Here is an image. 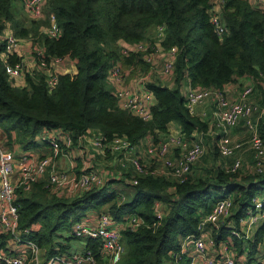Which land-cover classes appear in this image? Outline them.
<instances>
[{"label":"trees","instance_id":"trees-1","mask_svg":"<svg viewBox=\"0 0 264 264\" xmlns=\"http://www.w3.org/2000/svg\"><path fill=\"white\" fill-rule=\"evenodd\" d=\"M14 2L0 0V33L8 24L17 36L35 39L43 47L46 62L39 63L34 52L37 68L25 70V82L16 84L7 77L4 61L15 64L22 56L15 52H6L4 59L0 56V127L5 142L18 153L35 148L36 135L53 127L68 131L73 144L92 127L101 131L105 140L120 135L131 143L149 132L157 140L168 132L171 120L185 135L206 130L207 120L190 113L185 105V77L193 84L222 87L251 74L263 87L264 8L250 0H222L226 28L222 35L210 21L213 0H45L46 18L35 16L28 23L16 15ZM50 12L61 29L56 37L39 28L48 24ZM158 25H163L161 37L155 29ZM146 38L156 39L163 47L176 46L174 68L166 78L152 68L142 50L124 53L118 43ZM151 49L149 45L147 50ZM3 50L0 39V52ZM65 55L70 58L71 70L56 71L57 81L50 87L51 60ZM117 60L148 72L143 83L155 97L149 118L119 104L108 79ZM263 119L258 128L264 137ZM45 181L39 178L27 189H15L19 225L30 229L29 236L44 249L45 256L69 251L71 237L77 236L65 233L73 221L93 219L100 210L109 211L115 219L135 211L145 217L146 224L121 229L126 249L118 264H165L170 252L179 248L180 237L197 231L198 218L217 197L232 193L228 217L234 223L221 224L212 233L217 239L224 238L231 226H237L252 197L264 189V168L258 172L204 166L183 180L148 171L136 176L132 195L123 199L108 184L64 195L52 192ZM156 200L162 202L164 215L153 226ZM263 234L264 219L246 240L248 264H263L255 259ZM239 240L235 238L236 249ZM84 245L98 255V240L86 237ZM238 248L241 251L243 246ZM182 264H188L187 257Z\"/></svg>","mask_w":264,"mask_h":264},{"label":"built area","instance_id":"built-area-1","mask_svg":"<svg viewBox=\"0 0 264 264\" xmlns=\"http://www.w3.org/2000/svg\"><path fill=\"white\" fill-rule=\"evenodd\" d=\"M20 1L24 9L36 17L45 15V0ZM250 1L254 5L264 8V0ZM221 6L222 0H213L210 11V21L219 35H222L226 29ZM42 30L51 37L60 34L61 29L53 13H49V22L42 26ZM157 31L158 36L161 37L163 25H158ZM0 39L4 42V50L0 52L3 59L6 52L22 54L20 47L22 38L17 36L8 24L3 27ZM31 46L32 51L37 54L39 63L45 64L43 47L38 43H32ZM148 47L149 43L142 40L123 45L122 51L127 53L130 50H142L144 58L150 62L151 66L161 58L160 73H170L174 68L176 46L163 47L159 45L155 49L147 50ZM60 57L63 56H58V58ZM25 70H28V67L23 61L15 64L4 61V71L7 77L16 84H18L16 77L23 74ZM108 79L115 83L114 92L121 106L144 119L151 116L150 106L153 103V93L145 86L141 91L123 88L120 85L122 80L121 61L117 60L111 65ZM187 79L183 93L188 111L201 117L210 113L224 128L238 122L248 126L251 131L247 143L255 158L254 170L261 172L264 168V137L258 130V119L264 118V103L256 102L251 97L254 92L253 84H244L238 95L230 98L224 85L209 87L193 84L189 78ZM56 81V72H51L47 77L48 85L51 87ZM208 99L212 100L210 110L200 107ZM51 129L37 134L39 138L47 141L50 148L48 153L39 154L31 152V150L22 153L16 152L5 142L0 127V261L5 264H98V261L102 260L100 264H118L126 249L121 238V229L124 226L134 228L146 224L145 217L138 212L132 211L120 219H115L109 211L100 210L93 219L80 218L72 222L69 231L74 236L91 237L98 240L100 248L98 255L91 247L84 245L82 249L53 252L45 256L44 249L29 236L30 229L19 225L18 205L15 202L16 187L21 186L27 189L33 181L45 178V184L52 192L69 195L102 185L105 180L103 174L97 168L90 166L87 159L82 161L78 171L57 165L56 159L61 153L62 144L70 145L72 137L68 131L60 136L59 132H51ZM90 140L101 152L114 153L132 146L129 140L120 135L105 140L99 130L91 135ZM243 143L242 140L231 143L227 136L222 135L218 139L217 149L222 156L234 155L235 150L240 148ZM147 149L151 155L163 159L169 169L168 173L173 179L183 180L187 178L193 164L204 153V143L197 137L189 139L180 130L168 134L165 139H160L158 142H150ZM175 149H178L177 154H174ZM170 152L172 154H169ZM129 159L138 172H153L148 162L140 156L132 154ZM241 166V157L234 155L232 161L225 165V168L234 171ZM131 180L135 183L136 176H132ZM123 198L124 195L121 194L120 199ZM232 207V193L217 197L209 209L198 218L197 231L180 237L179 248L170 252V257L165 264H182L183 257L188 258V264H248L247 254L237 251L235 238L242 240L251 238L255 230L254 225L264 219V193L255 194L246 213L239 217L238 225L231 226L229 233L224 238L217 239L212 230L224 224L223 222L231 213ZM153 209L155 220L152 225L155 226L164 215L162 202L156 200ZM260 242V245L264 246V234ZM261 263L264 264V259Z\"/></svg>","mask_w":264,"mask_h":264},{"label":"crops","instance_id":"crops-1","mask_svg":"<svg viewBox=\"0 0 264 264\" xmlns=\"http://www.w3.org/2000/svg\"><path fill=\"white\" fill-rule=\"evenodd\" d=\"M25 12L28 14L30 18L35 17V15L29 13L28 11L25 10ZM26 21L24 22L25 23L29 22V21L28 22ZM39 28L42 29V26ZM155 29L157 30V27ZM153 32H154V29H153ZM21 38L22 39L20 41V47H21V52H22L21 54L22 61L24 62L26 67H28V69L37 68V64L35 63L34 52L32 53V50H31L32 40H30L29 37H24V36ZM153 39H154V35H153ZM27 41H29L31 49L27 48V45H28ZM143 41H147L149 45L152 47V49L159 47V44H160L156 39L149 40L146 38ZM23 42L25 43V45H23ZM118 43L120 46H123V45H129V43H132V42L125 41V40H119ZM161 64H162L161 58H159L155 62V64L152 65V68L161 77L166 78L169 75V73L168 74L160 73L159 68L161 67ZM121 68H122V80H121L120 85L123 88H130L136 91H141L145 88L144 87L145 85L143 83V79L147 75L145 71L140 70L137 67H134L133 65H123L122 63H121ZM50 69H51L50 72H56L58 70H61V71L71 70L70 58L67 55L60 57V58L58 57L52 58ZM187 81L188 79L187 77H185L182 90L184 88V85L187 83ZM16 82H18V84H23L25 82L24 73L16 77ZM110 82L115 87V83H112V81ZM246 83H251L253 84V86L254 85L256 86L251 96L253 98L254 93L257 92L256 91L257 85L254 83V78L251 74H244L242 76H239L236 80L226 82L223 85L228 91L227 92L228 96L234 98L238 95L241 87ZM154 101H155V97L152 98V102ZM200 107L203 108L202 105ZM180 130L181 128L179 124L176 121L171 120L168 122V132L166 134L160 135V138H157V140L154 138L153 133L149 132L145 134L142 138H140L138 141L132 143L131 148L122 149L120 151L111 153L110 151L101 152L95 148V146L90 140V137L91 135L95 134L96 131H98V129L92 127L86 133H84L83 136L79 138V140L76 143L74 144L71 143L70 145L62 144V150L56 159V163L57 165L61 167L74 169L78 171L82 164V161L84 159H87L90 166L97 168V170H99V172L103 174L105 178V180L103 181V184H108L111 187L115 188L120 195L121 194L124 195V198L130 197L133 192L132 191L133 186L131 184L133 182L131 178L132 176H137L138 174H140V172H138L135 169V167L133 166L132 162L129 159V156L132 154L140 156L144 161L148 162V165L150 166L153 172L166 174L167 176L171 178V175H169L168 173L169 169L164 164L163 159L160 157L151 155V153L148 151L147 148L150 142H158L160 139H165L168 136V134L174 133ZM56 131L59 132L60 136L62 135V133L65 132V130L58 128V127H56L55 129H51V132H56ZM199 131L201 130H195L190 135H186V136L189 139H192L193 137L195 138L196 133H198ZM36 138L38 140V144L35 148L31 150V152H37L39 154L48 153L50 151V148H49V144L47 143V141L42 140L37 135H36ZM240 152H241V149L237 148L233 154L236 156H240ZM177 153H178V149H175L174 154H177ZM169 154H172V152H170ZM234 155H229V156L221 155L222 157L228 158V161L226 162L209 161L210 159L207 160V158H206L207 161H205L199 158L193 164L191 172L189 174L195 175L201 172L204 166H213V165L225 166L232 161V158ZM252 159H253V162L251 163V165L253 166L254 159H255L253 156V153H252ZM242 163H243V160H242ZM242 168L243 166L240 167V169ZM223 223L225 225L233 224V219L227 217ZM258 224L260 223L258 222L256 225H254V228H256ZM215 231L212 230V232H215ZM247 239H244V240L240 239L239 242L237 243V251L239 253L247 254V241H246ZM81 240H82L81 247L78 249H82L84 246L85 238H81ZM260 243L261 242L259 241L257 245V250L255 252V259L258 261L259 260L262 261V259H264V246H262V244L260 245ZM241 245L243 246V249L240 251L238 247ZM101 261L102 260H100L99 262L101 263Z\"/></svg>","mask_w":264,"mask_h":264},{"label":"rangeland","instance_id":"rangeland-1","mask_svg":"<svg viewBox=\"0 0 264 264\" xmlns=\"http://www.w3.org/2000/svg\"><path fill=\"white\" fill-rule=\"evenodd\" d=\"M13 8L14 9L17 8V10L15 12L19 18H21L24 21L27 20L26 22L29 21L30 17L25 12L24 7H23L22 3L20 2V0H15ZM38 18L44 19V18H46V15H44L42 17H38ZM29 38H30V40H32V43L33 42L36 43L35 39H33L31 37H29ZM27 42H28L27 48L31 49L32 46L30 47L29 41H27ZM23 45H25L24 42H23ZM32 53H33V51H32ZM147 73L148 72H146V74ZM254 82H255V84H257V90H256L257 92L254 93L253 100L256 102H259V103H264V83H262L263 87H261L258 85V82H256V81H254ZM255 88H256V86L254 85V89ZM230 98H232V97H230ZM211 105H212L211 99H208L202 103L203 108H205L206 110H208V109L210 110ZM202 117L207 120L208 126H207L206 130H201L198 133H196V137L200 138L204 143V153L200 157L201 160L207 161L208 159H210L209 161H220V162L228 161V158L222 157L219 154L218 149H217L218 139L220 137H222V135H225V136H227V138L229 139V141L231 143H234L237 140H242L244 142L242 144V146L239 148V149H241L240 156L242 157V160H243V163H242L243 168L242 169L243 170H254V165L253 166L251 165V163L253 162L252 152H251L252 150L250 149V147L248 146V143H247L249 133L251 131L250 128L248 126L244 125L242 122H238V123L230 125V126H225V128H224L223 126H221L220 124L217 123V120L215 118H213L210 113H207L206 115H204ZM263 121H264V119H263ZM258 122L260 123V118L258 119ZM206 158H207V160H206ZM261 193H264V189L261 191ZM70 233L71 232L69 231V232H66L65 234L67 235ZM81 243H82L81 238L71 237V240H70L71 245H70L69 251L80 248Z\"/></svg>","mask_w":264,"mask_h":264}]
</instances>
